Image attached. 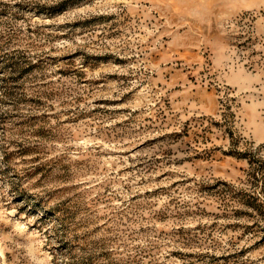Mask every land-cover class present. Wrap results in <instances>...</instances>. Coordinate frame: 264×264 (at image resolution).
Returning a JSON list of instances; mask_svg holds the SVG:
<instances>
[{
  "label": "rangeland",
  "instance_id": "obj_1",
  "mask_svg": "<svg viewBox=\"0 0 264 264\" xmlns=\"http://www.w3.org/2000/svg\"><path fill=\"white\" fill-rule=\"evenodd\" d=\"M0 264H264V0H0Z\"/></svg>",
  "mask_w": 264,
  "mask_h": 264
}]
</instances>
